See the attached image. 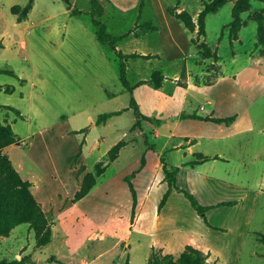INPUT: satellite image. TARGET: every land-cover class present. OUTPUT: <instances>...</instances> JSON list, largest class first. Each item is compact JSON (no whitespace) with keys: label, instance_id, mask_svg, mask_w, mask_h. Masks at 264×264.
<instances>
[{"label":"rangeland","instance_id":"374dc122","mask_svg":"<svg viewBox=\"0 0 264 264\" xmlns=\"http://www.w3.org/2000/svg\"><path fill=\"white\" fill-rule=\"evenodd\" d=\"M209 1L146 0L141 6L142 0H121L108 5L102 19L111 33L134 30L119 41L120 49L159 54L129 61L132 91L121 81L120 57L97 37L91 0H72L73 8L83 11L77 14L65 0H36L22 22L12 6H25L28 0H0V68L18 74L0 72L1 84L16 87L14 92L0 89V120L13 124L21 143L10 149L9 157L37 180L45 206L62 211L50 245L37 248L35 229L23 223L7 240L0 234V253L23 244L32 255L20 252L19 259L34 260L60 244L69 227L71 243L93 230L103 229L106 236L95 251L85 241L74 264L106 249L116 255L114 264H125L127 258L130 264H149L156 256L178 258L188 245L201 249L207 260L220 255V264H264V242L258 238L264 234V72L252 64V55L263 50L257 44L256 19L264 2L251 0L234 38L229 23L236 0L207 14L205 35L172 15L171 10L187 9L198 22ZM148 20L159 29L141 36L145 30L137 21ZM205 41L217 58L204 57L198 45ZM155 70L166 76L162 87L138 84L150 80ZM132 97L150 118L143 117L141 126H135ZM6 106L18 108L22 116ZM119 110L124 111L98 123L101 113ZM183 113L238 118L219 125ZM121 140L127 144L117 159L75 203L84 176ZM198 153L210 158L193 164ZM165 163L178 170V188L160 212L169 189ZM130 182L138 194L133 223ZM182 189L212 207L199 212ZM54 215L51 211L47 216L50 223Z\"/></svg>","mask_w":264,"mask_h":264},{"label":"trees","instance_id":"16d2710c","mask_svg":"<svg viewBox=\"0 0 264 264\" xmlns=\"http://www.w3.org/2000/svg\"><path fill=\"white\" fill-rule=\"evenodd\" d=\"M69 9H72L73 14L82 13L83 11L78 8H73L72 0H65ZM263 1L264 0H260ZM92 7L89 13L92 16L93 23L97 26V37L99 41L108 44L113 50L116 51L117 55L120 57V78L122 83L129 90L134 89L128 78V61L131 58L135 57H145L152 58L157 57L159 54H143L141 52H124L120 49L119 41L129 36L134 30H129L123 34H113L109 31L108 24L102 19V16L105 13V9L109 4H112V0H91ZM227 0H211L204 4V8L200 11L198 15V22L195 21L193 14L184 9L180 12L176 10H171L172 15L176 16L179 20L184 22L187 28L192 31L197 30L199 35L206 34V16L208 13L217 12ZM35 0H28L25 6L20 4H15L12 6V12L18 15V20L22 21L27 19L29 13L33 9ZM141 6H144V0L141 2ZM252 7L251 0H236L232 8L233 20L229 23L230 26V37H237L239 31L243 26L242 13L250 10ZM142 10L140 12L139 19L141 18ZM258 22L257 30V39L258 46L262 47L263 50L260 51V54L252 55V64L260 72H264V12L258 15L256 19ZM137 27H141L143 30H158L159 25L155 24L152 20L145 21L141 24H138ZM139 36V33H135ZM200 51L205 58L216 57V52H211V46L205 41L198 45ZM0 72L9 73L11 75L18 76L15 70L0 68ZM165 79V74L161 70H155L152 74L150 80H141L138 84L145 82L152 83L156 88L163 86ZM22 81H25L22 79ZM0 89L5 90L6 92H13L15 89L14 85H5L0 83ZM131 105L135 108V113L137 115V121L135 126L142 125V118L149 117L143 115L140 110V107L134 97L131 99ZM1 106V105H0ZM9 109L14 110L18 115L22 116L21 111L18 108L13 106H6ZM125 110V109H124ZM124 110L112 111L101 113L98 117V123L106 122L111 116L116 114H121ZM183 117H191L202 120H211L217 123H224L230 125L233 123L238 114H234L228 117H215L212 115H198L197 113L193 114H182ZM20 141L18 134L15 132L13 125L7 121L0 120V234L4 236H9L12 229L19 224L28 223L31 228L35 229L36 232V247H42L52 241L53 231L51 223L49 222L42 204L34 196L32 192L33 183L29 179H25L21 173L16 169L13 164V161L7 153H3V149L10 144ZM127 144L126 140H121L115 144L110 150L108 157L100 161L96 165V170L88 172L82 181L81 188L76 192L73 201L76 202L83 197H85L97 184L98 177L103 174L107 168L112 164L113 161L119 156V152L123 146ZM199 159L192 161L193 164L199 163L200 161L208 160L210 157L204 155L203 153L197 154ZM143 164L145 159H143ZM166 171V178L169 182V189L165 196L163 197L159 211L161 212L164 205L167 203V200L173 191V189L178 188L177 185V172L178 170H170L167 167V164H164ZM131 192L133 194L134 203H133V214L131 221L134 222L136 215V208L138 206V194L135 185L130 182ZM185 195L190 199L193 206L199 211L204 212L206 209L212 207L202 204L197 197L187 189H182ZM236 202H228V204H235ZM259 240L264 242V234H258ZM221 257L216 254L213 259L207 260V256L199 248L194 247L193 245H188L184 251L180 254L178 258H175L172 254H166L163 257H154L149 261V264H220ZM23 260H12L8 261L6 259L0 260V264H22ZM125 264H130V258H127Z\"/></svg>","mask_w":264,"mask_h":264},{"label":"crops","instance_id":"0c3cea01","mask_svg":"<svg viewBox=\"0 0 264 264\" xmlns=\"http://www.w3.org/2000/svg\"><path fill=\"white\" fill-rule=\"evenodd\" d=\"M121 0H112V2L116 5V3H118L119 4V2H120ZM146 0H144V5H147V4H145V3H147V2H145ZM235 2V1H234ZM35 3H36V0H35ZM234 5V4H233ZM34 6H35V4H34ZM34 8V7H33ZM33 10V9H32ZM31 10V11H32ZM30 15V14H29ZM194 16V19H195V21L197 20V17L195 16V15H193ZM29 18V17H28ZM27 18V19H28ZM24 20H26V19H24ZM23 21V20H22ZM22 21H19V22H22ZM243 22H244V20H243ZM144 33H146V31H144L142 34H141V36L144 34ZM132 34V33H131ZM130 34V35H131ZM144 54V53H143ZM136 58V57H135ZM131 59H133V58H131ZM131 59H129V61L131 60ZM128 61V62H129ZM130 68V62H129V65H128V69ZM254 69H256L255 67H254ZM259 73V72H258ZM259 74H262V73H259ZM165 78H166V76H165ZM15 89H16V87H15ZM15 89H14V91H15ZM13 91V92H14ZM183 114H185V113H183ZM189 114H191V113H189ZM193 114V113H192ZM213 116V115H212ZM238 118V117H237ZM195 119H197V118H195ZM237 120V119H236ZM235 120V121H236ZM211 121V120H210ZM234 121V122H235ZM5 122V121H4ZM8 122V121H7ZM10 123V122H9ZM217 123V122H216ZM219 125H224L223 123H218ZM13 125V124H12ZM14 128V127H13ZM16 132V131H15ZM157 134H158V132H157ZM194 140H192V142H193ZM21 144L20 142H16V143H13V144H10V145H8L7 147H5L3 150H4V152L5 153H7L8 155L10 154L9 152H13L12 150H10L11 148L13 149V147H14V145L15 144ZM10 150V151H9ZM205 155V154H204ZM11 156V155H10ZM13 164H14V166L16 167V169L21 173V175L25 178V179H29L32 183H33V185H32V190H33V192H34V194H35V196H36V198H37V200L38 201H40L41 202V204H42V207H43V209H44V212H45V214H46V216H48V217H50V215H51V211L53 212V215H54V218H53V220H51V224H52V228H54L55 227V223L57 222L56 220H61L60 218H61V215H62V211H61V209H58V208H56V207H46L45 206V203L43 202V201H41V198H39L38 197V191H36V187H37V184H36V181L37 180H35V179H33V177H32V175H30V174H28V173H24L23 172V170L22 169H20V167L18 166V163H16V161H15V163H14V161H13ZM37 190H38V188H37ZM76 203V202H75ZM74 203V204H75ZM54 210H56V212H54ZM57 211H58V213H57ZM59 211H60V213H59ZM64 224V223H63ZM20 225V224H19ZM18 226V225H17ZM17 226L15 227V228H13L12 229V231H11V233H10V235L9 236H1L2 238L1 239H3V240H7V239H9L10 237H11V234L13 233V231L17 228ZM64 226V225H63ZM103 229H99V231H96V230H93V231H91L90 233H88V235L87 236H85L84 237V239L83 240H81V241H78V239H74L73 241H77L76 243H71V239H73V237L70 235V233L68 232L69 231V227H65V233L62 235V238L60 239V244H58L53 250L52 249H50V250H48V251H46V252H44V251H41L40 253H39V255L36 257V258H34V260H32L33 259V256H32V259H31V261H28V262H26V263H23V264H65L67 261L66 260H68L69 262H72L73 264L75 263V261L74 260H76V258L79 256V248L80 247H82V245H84L83 243L85 242V241H89V242H86V244L85 245H87V248L89 249V250H93V251H95L96 249V247H97V244L100 242V241H102L103 239H105L106 238V236H102V234H101V231H102ZM53 239V238H52ZM91 241V242H90ZM52 242V241H51ZM54 242V241H53ZM103 242V241H102ZM49 245H50V243H49ZM48 245V246H49ZM46 245H44V246H42V247H45ZM46 247V249H49V247ZM42 247H37V248H42ZM65 247H68L67 248V253L63 256V254H62V251H63V248H65ZM1 252V251H0ZM20 252H22V255H24V256H27V255H32V254H30V253H28V250H27V247L26 246H23V244H21V245H19V246H15V247H12V249H10L9 251H7V253H0L1 255H0V260H3V259H6V260H8V261H12V260H14V259H19V256H21L19 253ZM111 252L112 251H110L109 249H106V250H100L97 254H93V252L92 253H88V255L87 256H84V257H81L80 259H79V261H80V263L79 264H102V263H104V264H114V260H115V258H116V255H114L113 254V252H112V255H111ZM93 254V255H92ZM68 258V259H67ZM20 259H22V258H20ZM19 259V260H20ZM35 261V263H33ZM67 264V263H66Z\"/></svg>","mask_w":264,"mask_h":264}]
</instances>
